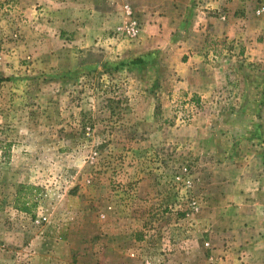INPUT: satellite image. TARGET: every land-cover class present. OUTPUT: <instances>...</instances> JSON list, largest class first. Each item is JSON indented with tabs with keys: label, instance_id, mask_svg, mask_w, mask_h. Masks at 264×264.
I'll use <instances>...</instances> for the list:
<instances>
[{
	"label": "rangeland",
	"instance_id": "rangeland-1",
	"mask_svg": "<svg viewBox=\"0 0 264 264\" xmlns=\"http://www.w3.org/2000/svg\"><path fill=\"white\" fill-rule=\"evenodd\" d=\"M87 1L0 0V264H264L262 207L222 198L264 166V131L242 132L253 99L239 79L182 86L196 2L124 0L117 17ZM234 43L209 40L204 63Z\"/></svg>",
	"mask_w": 264,
	"mask_h": 264
},
{
	"label": "crops",
	"instance_id": "crops-1",
	"mask_svg": "<svg viewBox=\"0 0 264 264\" xmlns=\"http://www.w3.org/2000/svg\"><path fill=\"white\" fill-rule=\"evenodd\" d=\"M81 4L78 9H85L87 0L77 1ZM166 0H164L165 2ZM196 2L195 8L199 15L198 23L193 29L194 38L192 46L190 41L185 44L183 54L189 55L188 79L182 86L194 93H209L213 89L229 84L233 79L242 80L243 97L253 99L246 107L242 106V132H263L262 115H264V0H192ZM102 4L111 5L112 14L119 17L125 16L124 10L119 8L124 0H94ZM203 2V3H201ZM199 4V7H198ZM165 5V3H164ZM70 18H81L86 11L68 10ZM66 30L75 28L82 29L81 23L78 27L71 21L64 23ZM82 33V32H81ZM68 36V35H66ZM227 39L235 42V50L231 52L220 69H214L204 63L202 53L209 40ZM191 52V54H190ZM186 75V74H185ZM212 89V90H211ZM238 127V126H236ZM257 164V163H256ZM262 162L254 168V173L242 171V176L234 179L233 184L222 189V198L231 207L255 208L264 205L260 203V196H264V166ZM242 177V178H241ZM239 210V209H238ZM263 226V224H262ZM249 228L255 226L249 225ZM258 227V226H256ZM239 231H229L237 241L233 242V248L242 245V227ZM241 240V241H240ZM234 250V249H232ZM242 250H237L239 252ZM242 260V254H239Z\"/></svg>",
	"mask_w": 264,
	"mask_h": 264
},
{
	"label": "trees",
	"instance_id": "trees-1",
	"mask_svg": "<svg viewBox=\"0 0 264 264\" xmlns=\"http://www.w3.org/2000/svg\"><path fill=\"white\" fill-rule=\"evenodd\" d=\"M34 186L22 184L18 187L16 196H15V208L22 213L31 214L35 207L36 203L32 199V190Z\"/></svg>",
	"mask_w": 264,
	"mask_h": 264
},
{
	"label": "built area",
	"instance_id": "built-area-1",
	"mask_svg": "<svg viewBox=\"0 0 264 264\" xmlns=\"http://www.w3.org/2000/svg\"><path fill=\"white\" fill-rule=\"evenodd\" d=\"M129 34L131 35V36H136V34H137V29H136V22H133L132 23V26L129 28Z\"/></svg>",
	"mask_w": 264,
	"mask_h": 264
}]
</instances>
